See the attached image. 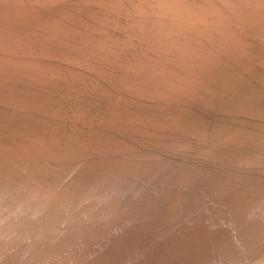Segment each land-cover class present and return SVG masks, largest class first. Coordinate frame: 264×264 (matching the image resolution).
I'll list each match as a JSON object with an SVG mask.
<instances>
[{
  "label": "bare ground",
  "instance_id": "bare-ground-1",
  "mask_svg": "<svg viewBox=\"0 0 264 264\" xmlns=\"http://www.w3.org/2000/svg\"><path fill=\"white\" fill-rule=\"evenodd\" d=\"M126 251L264 264V0H0V264Z\"/></svg>",
  "mask_w": 264,
  "mask_h": 264
},
{
  "label": "rangeland",
  "instance_id": "rangeland-1",
  "mask_svg": "<svg viewBox=\"0 0 264 264\" xmlns=\"http://www.w3.org/2000/svg\"><path fill=\"white\" fill-rule=\"evenodd\" d=\"M29 124H30V123L27 124L28 127L30 126L29 128H31V126L34 127V128H31L32 131H33V129L35 130V129H37V128H41V127L39 126L40 124H37V123H33V124H30V125H29ZM34 124H36V125H34ZM37 125H38V126H37ZM36 126H37V128H36ZM42 126H44V125H42ZM42 128H48V127H45V126H44V127H42ZM25 129H26V130H29L28 128H25ZM50 129H51V128H50ZM52 129H53V128H52ZM55 130H56V129H55ZM70 130H71V129H70ZM72 131L75 132V130H72ZM49 132H50V131H49ZM54 132H55V131H54ZM65 132H67V131H65ZM74 132H73V134L71 133V131H70V132H67V133H63V134H61V137H60V138H62V139H61L60 141H57L58 138L55 139V138H56V134H57V132H55V133H53V132L51 133V132H50V136H51V137L49 136V134H47V136H49L48 138L50 139V141L55 140L54 142H53V141L51 142L52 145H54L55 143H58V144L60 145V148H61V145H62V144H63V147H64V146H65V147H69V146H71V145L76 141V139H77V136H74V134H75ZM39 133H40V132H39ZM70 133H71V134H70ZM40 134H41V133H40ZM53 134H55V136H54ZM75 135H76V134H75ZM9 136H10V135H8V138H9ZM53 136H54V137H53ZM72 136H74L75 138H74V137L72 138ZM64 137H65V138H64ZM51 138H53V139H51ZM68 138H69V139L72 138V143H67L68 146H66L67 144L64 145L65 142H71V140H69ZM9 139H10V138H9ZM67 139H68L69 141H68ZM73 139H74L75 141H74ZM63 140H64L65 142H64ZM61 141H62V144L60 143ZM63 142H64V143H63ZM54 146H56V145H54ZM57 147H58V146H57ZM148 236H149V237L145 236V240H146L147 243H146L144 246H146V245L149 246V247L146 249V251H147L149 248L152 247V244H153V243L151 244L150 242H153L154 239H155L153 235H151V236L148 235ZM152 236H153V237H152ZM155 237H156V236H155ZM147 238H148V239H147ZM156 239H157V238H156ZM148 240H150V241H148ZM151 240H152V241H151ZM149 244H150V245H149ZM154 244H155L154 247H157L156 241H155ZM147 246H146V247H147ZM158 248H159V245H158ZM127 252H128V253H127ZM148 252H149V251H148ZM126 253H127V254H126V258H128V254L130 253V251H126ZM154 253H155V252H154ZM157 253H158V251H157ZM132 255H133V254H132ZM132 255H131V253L129 254V258H131V259L128 258V259H127V260H129L128 262H127V260L125 259L126 263L129 264L130 261H131V262H130L131 264H132V263H136V261L139 263L140 260H138V259H136V260L133 259V260H135V261L133 262L132 257H131ZM139 256H140V255H139ZM140 257H141V256H140ZM156 258H158V254H157ZM143 263H144V264H145V263L148 264V263H147V260L144 261ZM143 263H142V264H143Z\"/></svg>",
  "mask_w": 264,
  "mask_h": 264
},
{
  "label": "water",
  "instance_id": "water-1",
  "mask_svg": "<svg viewBox=\"0 0 264 264\" xmlns=\"http://www.w3.org/2000/svg\"><path fill=\"white\" fill-rule=\"evenodd\" d=\"M57 203V201H51V205L54 206L55 204ZM162 257V255L158 256V258L156 260L154 259H151V261L153 262V264H160L159 261H160V258ZM98 264H103L101 258H98Z\"/></svg>",
  "mask_w": 264,
  "mask_h": 264
}]
</instances>
